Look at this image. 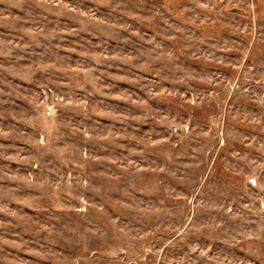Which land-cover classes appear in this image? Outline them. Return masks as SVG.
<instances>
[{
  "label": "rangeland",
  "instance_id": "obj_1",
  "mask_svg": "<svg viewBox=\"0 0 264 264\" xmlns=\"http://www.w3.org/2000/svg\"><path fill=\"white\" fill-rule=\"evenodd\" d=\"M0 264H264V0H0Z\"/></svg>",
  "mask_w": 264,
  "mask_h": 264
}]
</instances>
